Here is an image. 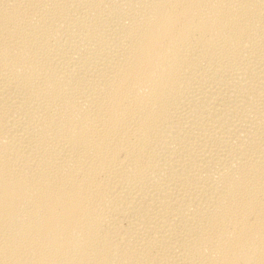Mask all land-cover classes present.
Returning <instances> with one entry per match:
<instances>
[{"label":"bare ground","instance_id":"bare-ground-1","mask_svg":"<svg viewBox=\"0 0 264 264\" xmlns=\"http://www.w3.org/2000/svg\"><path fill=\"white\" fill-rule=\"evenodd\" d=\"M0 264H264V0H0Z\"/></svg>","mask_w":264,"mask_h":264}]
</instances>
